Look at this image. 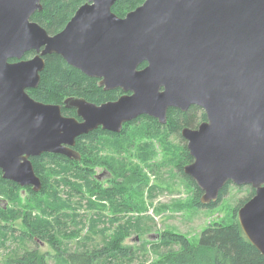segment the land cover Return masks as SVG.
<instances>
[{"label":"water","instance_id":"95a60500","mask_svg":"<svg viewBox=\"0 0 264 264\" xmlns=\"http://www.w3.org/2000/svg\"><path fill=\"white\" fill-rule=\"evenodd\" d=\"M115 2L85 0L49 34L30 21L41 0H0L2 178L38 191L29 157L53 152L78 160L76 137L98 125L120 132L142 114L165 124L169 108L195 105L206 119L180 130L192 157L182 171L201 190L203 206L217 202L228 182L254 189L237 220L264 257V0H144L123 17L112 11ZM30 50L36 55L21 60ZM48 54L122 94L101 104L68 97L65 106L81 121L62 116L59 105L27 93Z\"/></svg>","mask_w":264,"mask_h":264},{"label":"rangeland","instance_id":"374dc122","mask_svg":"<svg viewBox=\"0 0 264 264\" xmlns=\"http://www.w3.org/2000/svg\"><path fill=\"white\" fill-rule=\"evenodd\" d=\"M201 113L197 111L194 124L200 122ZM164 126L172 125L146 117L123 126L118 134L99 135L95 143H99V157L92 165L80 163L91 170H86L85 181L76 182V191H71L70 183L58 188L56 195L49 189L41 194L22 187L17 201H12L2 188L0 206L14 215L0 220V264H17L16 259L30 251L44 254L47 264H69L64 260L66 252L105 245L113 255L109 264L116 260L118 264H166L165 256L181 249L178 243L170 242L169 234L183 235L195 245L210 223L230 222L234 214L237 218L235 208L247 195L249 185L231 183L216 205L200 207L196 201L202 192L195 195L194 187L179 173L190 162L184 158L185 140L180 131L178 134ZM43 164L42 184L47 177V187L53 189L55 176L50 174L54 167L47 166V161ZM104 170L108 177L95 178ZM127 176L131 177L127 186L116 188V192L123 190L124 200L108 197L110 188L117 184L114 181ZM25 213L46 220L50 239H27L21 219ZM118 247L126 248L130 257L116 256ZM104 260L100 264H108Z\"/></svg>","mask_w":264,"mask_h":264},{"label":"trees","instance_id":"16d2710c","mask_svg":"<svg viewBox=\"0 0 264 264\" xmlns=\"http://www.w3.org/2000/svg\"><path fill=\"white\" fill-rule=\"evenodd\" d=\"M143 1L144 0H116L112 6V11L117 15L123 16L127 11L133 9ZM84 2L85 0H41L42 8L33 13L32 19L45 28L49 34L55 33L63 28L77 7ZM29 93L30 95L47 102H60L65 96H80L88 101L99 103L105 99L113 97L114 90H102V88L96 86V82L92 77L86 76L78 69L67 64L58 54H48L45 55V67L40 82L37 87L30 89ZM197 111V107L195 106H190L184 112L177 108H169L167 110L166 122L164 125L170 124L172 126L164 127H171V129L178 134L183 127H195L192 125H194ZM144 117L149 118L145 115ZM203 117H205L204 113ZM150 120L156 121L153 118H150ZM98 136V130H92L86 134H81L76 138L74 148L81 151V160L77 161L57 154L34 158L32 163L36 174L41 176V170L44 166L43 163L44 161H47V166L54 167V173H51L50 175H54L55 180H52L54 184L53 189L47 187L49 184H46L47 177H45L41 189L38 191L29 189L30 192L44 194L45 192L48 193L49 189L53 195H56L58 188L69 183L71 191H76V182L85 181V178L88 177L87 172H89L86 170H91L79 166L80 163L84 161L85 165H92L93 160L95 161L96 157H99V155H97L100 151L99 143L95 144ZM184 158L190 162L192 161L187 148L185 150ZM62 164H65L64 168H61ZM179 173L194 187L195 195H200L201 190L195 185L190 177L183 173L182 168ZM130 179L131 177L127 176L120 178V181H114L117 184H113V187L110 188L107 196H116L118 200H124V197H122L123 195L121 194L123 190L121 189H124L127 186L126 184ZM71 180L73 181L71 182ZM229 185H231L230 182L220 190L218 201H220L221 197L226 193ZM2 188L9 192V199L12 198V201H17L18 189H21L22 187L11 180L2 178L0 172V190ZM116 188H121L120 190L122 192L119 190L116 192ZM248 188L247 195L240 201L238 207L235 208L236 212L239 206L254 194V189L250 186ZM218 201L210 203L207 207L216 205ZM196 202L200 207H205L201 205L199 201ZM9 215L12 218L14 212L5 210L4 206H0V220H7L8 217H10ZM233 216L234 217H232L230 222L222 220L220 222L210 223L201 231L195 245H191L183 235L169 234L170 242L174 244L178 243L181 249L177 252L167 254L164 258L165 263L264 264V257L243 234L236 218V214ZM21 219L26 229L25 235L28 236L27 239L30 241L37 240L36 237L50 239L51 228L48 226L49 224L44 218L34 217L32 214L25 213ZM0 227H2V225H0ZM163 243L166 244L169 242L163 240ZM114 245L115 244L112 245V248ZM125 250L126 248L124 247H118L117 254L115 252V255L119 258L128 259L130 253H127ZM111 256L113 257V255L109 254V249L105 245L90 250L66 252L64 254V260L69 264H100L103 259H106L104 262L109 261V264L112 261ZM16 263L47 264L44 254H39L36 251L23 253L16 259ZM115 264H118L117 260ZM119 264H121V262H119Z\"/></svg>","mask_w":264,"mask_h":264},{"label":"flooded vegetation","instance_id":"af4514ba","mask_svg":"<svg viewBox=\"0 0 264 264\" xmlns=\"http://www.w3.org/2000/svg\"><path fill=\"white\" fill-rule=\"evenodd\" d=\"M140 5V4H139ZM138 6V5H137ZM135 8V7H134ZM130 10H132V9H130ZM129 10V11H130ZM128 12V11H127ZM126 12V13H127ZM115 13V12H114ZM125 13V14H126ZM116 14V13H115ZM124 14V15H125ZM117 15V14H116ZM123 15V16H124ZM118 16H120V15H118ZM123 16H120V17H123ZM32 17H33V14H32V16L30 17V21H34L33 19H32ZM70 19V18H69ZM34 22H36V21H34ZM37 23V22H36ZM58 32V31H57ZM56 33V32H55ZM51 34H54V33H51ZM36 51L35 50H30V51H27L26 53H24V55L22 56V58H21V60H27V59H30V58H32L34 55H36ZM43 59H44V67H45V56H43ZM19 60L18 59H16V58H9V59H7V62L8 63H16V62H18ZM146 65V63H142V64H140L139 65V68H143L144 66ZM44 69V68H43ZM42 72H43V70L42 71H40L39 72V76H40V79H41V76H42ZM93 78V77H92ZM94 80H95V82H96V86L97 87H100V88H102V90H105V89H103V87L102 86H99L98 85V81H99V79H97V78H93ZM39 82H40V80H39ZM39 84V83H38ZM30 89H33V88H30ZM30 89H27V93L29 94V96L31 97V98H33L35 101H38V102H41V103H44V104H56V105H59L60 106V109H61V115L62 116H67V117H74L75 119H77V120H79V121H81V118L80 117H78L77 115H76V110L75 109H73V108H67L66 106H65V104H64V100L66 99V98H68V97H72V96H68V97H64L60 102H47V101H43V100H40V99H38V98H36V97H34L33 95H30ZM110 90H114V94H113V97H111V98H108V99H105V100H103V101H101V102H99V103H96V102H93V103H96V104H101V103H104V102H107V101H113V100H116L121 94H122V91L120 90V89H110ZM74 97H80V96H74ZM81 98H83V97H81ZM84 99V98H83ZM86 100V99H85ZM86 101H88V100H86ZM88 102H92V101H88ZM191 106H195V105H191ZM195 107H197V106H195ZM171 108H174V107H171ZM178 109V108H177ZM197 110L198 111H200V112H202L201 113V120H200V122L198 123V124H194V125H192V126H195V127H190V128H196L202 121H204L206 118L205 117H203V113H204V111L201 109V108H199V107H197ZM181 111V110H180ZM186 111V110H185ZM182 112H184V111H182ZM205 114V113H204ZM144 115L145 114H142V115H140V116H138V117H136L135 119H133V120H131V121H128V122H125V123H123V125L122 126H127V125H130V124H135L138 120H140V119H143V118H146V117H144ZM145 116H148V115H145ZM167 116V115H166ZM149 117V119L150 118H153V117H151V116H148ZM153 119H155L156 120V122H158V120L156 119V118H153ZM159 123V122H158ZM159 124H161V125H164V124H162V123H159ZM123 128V127H122ZM93 130H98V133H99V135L100 136H104V135H110V134H118V133H120L121 131H122V129H121V131L120 132H112V131H109V130H105V129H103L102 127H101V125H98V127L97 128H95V129H93ZM92 131V130H91ZM90 132V131H89ZM88 133V132H87ZM86 134V133H85ZM80 136V135H79ZM77 138V137H76ZM76 140V139H75ZM185 144H186V141H185ZM80 147V146H79ZM73 149L74 150H76L78 153H79V155H80V157H79V159L78 160H81V158H82V153H81V151L80 150H77L76 148H74V146H73ZM50 154H56V153H53V152H42V153H40L39 155H35V156H31V157H29V159H30V161H31V163L33 162V160H34V158H37V157H39V156H48V155H50ZM57 155H60V156H63V157H66V156H64V155H61V154H57ZM45 157V158H46ZM192 158V157H191ZM72 159V158H71ZM74 160V159H73ZM77 160V161H78ZM32 166H33V163H32ZM33 170H34V166H33ZM1 172V171H0ZM34 172H35V170H34ZM35 174H36V172H35ZM99 174H102L103 176H104V178H106V177H108V175H109V173L106 171V170H104V171H102V172H100V173H98V174H96L95 175V178H97V179H101V176L100 177H98V175ZM37 176H39L38 174H36ZM40 177V176H39ZM41 179V178H40ZM229 183V182H228ZM25 187H30L31 189H32V187L31 186H25Z\"/></svg>","mask_w":264,"mask_h":264}]
</instances>
